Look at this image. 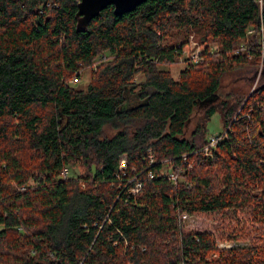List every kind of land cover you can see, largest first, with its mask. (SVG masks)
Returning a JSON list of instances; mask_svg holds the SVG:
<instances>
[{"label":"trees","instance_id":"16d2710c","mask_svg":"<svg viewBox=\"0 0 264 264\" xmlns=\"http://www.w3.org/2000/svg\"><path fill=\"white\" fill-rule=\"evenodd\" d=\"M79 1L0 0V264H264V0L109 5L86 26Z\"/></svg>","mask_w":264,"mask_h":264},{"label":"rangeland","instance_id":"374dc122","mask_svg":"<svg viewBox=\"0 0 264 264\" xmlns=\"http://www.w3.org/2000/svg\"><path fill=\"white\" fill-rule=\"evenodd\" d=\"M253 32V31H252ZM251 32V33H252ZM184 36L183 32L177 31L172 37H168V40L174 42H178L180 41ZM193 36V35H192ZM195 40H191L190 41V47L191 48H197L200 47L201 49L204 50V45L200 44L197 42V39L195 37H193ZM189 56H186V58H188ZM190 58V57H189ZM251 58V57H250ZM178 61L174 62V63H170V64H162L161 67L164 68H168L171 70V72L174 74L175 77H178L179 72L185 68L188 64V60L185 59V55H181L178 58ZM191 60V59H190ZM262 64L259 66V68L254 71V73H257L256 76H254L253 81H249V77L251 75H253V70H251V68H249L248 66H245L244 68L241 69H234V68H230L228 69L223 76L222 79V86L220 89V95L221 97L226 96L227 94H232V93H243V94H247L249 92H251L257 85L260 84L261 80H262ZM136 80L139 81L142 78V75L139 73L136 76ZM89 81H91V69L90 68H86L84 69V71L82 72V77L77 80L74 85L77 87H86L87 84L89 83ZM73 82V81H72ZM129 100H133L135 101L136 99H134L133 95H129ZM202 111H196L192 117L191 122L188 125V129H187V133H191L196 120L199 116V114H201ZM223 123L221 120V115L219 112L215 113L211 120L208 123V136L210 135H214L216 133H219L223 130ZM187 225L190 227H205V226H210V220L209 218H204L203 216H201V218H194L188 216L187 218ZM208 219V220H206ZM188 221L192 222V223H188ZM194 221V222H193ZM225 246L227 247H239V246H247L249 245V241H243V240H239V241H226Z\"/></svg>","mask_w":264,"mask_h":264},{"label":"water","instance_id":"95a60500","mask_svg":"<svg viewBox=\"0 0 264 264\" xmlns=\"http://www.w3.org/2000/svg\"><path fill=\"white\" fill-rule=\"evenodd\" d=\"M145 1L147 0H80L77 11L78 25L86 26L93 17L109 5L114 6L115 13L123 14L134 10Z\"/></svg>","mask_w":264,"mask_h":264},{"label":"built area","instance_id":"2783aa9c","mask_svg":"<svg viewBox=\"0 0 264 264\" xmlns=\"http://www.w3.org/2000/svg\"><path fill=\"white\" fill-rule=\"evenodd\" d=\"M203 49H201L200 47L197 48H193L191 51L189 49H185L184 50V54L188 55L191 59L193 60H198L201 56ZM225 132V131H224ZM223 137V135L216 133L214 135H211L209 138V143L208 145L205 147L206 150H208L210 147L215 146L218 141ZM153 156V155H152ZM139 187H141V183H137V187L136 188H132L133 192H137L139 189ZM184 217H188L187 215H184Z\"/></svg>","mask_w":264,"mask_h":264}]
</instances>
